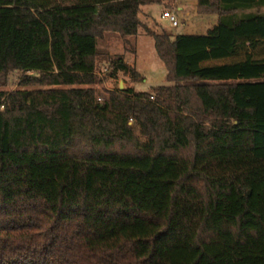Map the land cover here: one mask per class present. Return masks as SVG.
Instances as JSON below:
<instances>
[{"label":"trees","instance_id":"16d2710c","mask_svg":"<svg viewBox=\"0 0 264 264\" xmlns=\"http://www.w3.org/2000/svg\"><path fill=\"white\" fill-rule=\"evenodd\" d=\"M155 1L0 0V264H264V0H197L217 24L175 39ZM140 29L171 84L97 94L142 79L98 66Z\"/></svg>","mask_w":264,"mask_h":264},{"label":"rangeland","instance_id":"374dc122","mask_svg":"<svg viewBox=\"0 0 264 264\" xmlns=\"http://www.w3.org/2000/svg\"><path fill=\"white\" fill-rule=\"evenodd\" d=\"M179 7L182 10H178ZM141 10L139 18L144 20L145 23H142L144 27H148L156 33H166L173 39L178 35L204 36L218 22V16L215 14L200 15L198 13L197 0H158L142 6ZM167 10L175 11L178 14L180 21L178 27H174L168 20L162 19V14ZM99 52L98 66L101 77H104L109 70V61L121 56L142 76V79L133 81L130 75L120 73L117 80H107L102 85L95 86L97 94H100L102 90L120 89L122 85L123 89L133 88L136 92L149 93L158 87L171 84L167 68L157 54L155 42L144 29H140L139 35L130 38L129 42L118 35L107 34L99 41ZM244 58L249 62L253 61V56L245 54ZM211 61V59L207 62L197 60L196 65L207 64ZM213 62L222 61L215 59ZM253 81L257 80L255 78L233 80L235 83ZM19 89H23V87H20L18 73L0 81V91L12 92Z\"/></svg>","mask_w":264,"mask_h":264},{"label":"built area","instance_id":"2783aa9c","mask_svg":"<svg viewBox=\"0 0 264 264\" xmlns=\"http://www.w3.org/2000/svg\"><path fill=\"white\" fill-rule=\"evenodd\" d=\"M162 19L168 20L174 27H178L180 24L178 14L172 10L164 11V13L162 14ZM99 100L101 101V99Z\"/></svg>","mask_w":264,"mask_h":264},{"label":"crops","instance_id":"0c3cea01","mask_svg":"<svg viewBox=\"0 0 264 264\" xmlns=\"http://www.w3.org/2000/svg\"><path fill=\"white\" fill-rule=\"evenodd\" d=\"M178 10H182V8L179 7ZM141 11H142V10H141ZM140 15H141V13H140ZM140 21H141L142 23H145L144 20H143L142 18H140ZM149 29H150V28H149ZM152 31H153V30H152ZM159 34H160V33H159Z\"/></svg>","mask_w":264,"mask_h":264},{"label":"water","instance_id":"95a60500","mask_svg":"<svg viewBox=\"0 0 264 264\" xmlns=\"http://www.w3.org/2000/svg\"><path fill=\"white\" fill-rule=\"evenodd\" d=\"M120 90H123V85L120 87Z\"/></svg>","mask_w":264,"mask_h":264}]
</instances>
